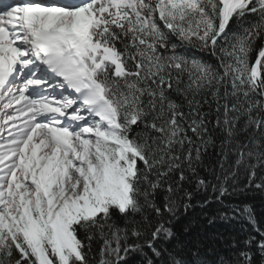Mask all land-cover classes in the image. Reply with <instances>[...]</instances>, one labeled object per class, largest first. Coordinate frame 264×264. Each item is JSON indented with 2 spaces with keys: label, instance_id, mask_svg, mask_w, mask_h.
Segmentation results:
<instances>
[{
  "label": "snow or ice",
  "instance_id": "snow-or-ice-1",
  "mask_svg": "<svg viewBox=\"0 0 264 264\" xmlns=\"http://www.w3.org/2000/svg\"><path fill=\"white\" fill-rule=\"evenodd\" d=\"M264 0H0V264H264Z\"/></svg>",
  "mask_w": 264,
  "mask_h": 264
},
{
  "label": "trees",
  "instance_id": "trees-1",
  "mask_svg": "<svg viewBox=\"0 0 264 264\" xmlns=\"http://www.w3.org/2000/svg\"><path fill=\"white\" fill-rule=\"evenodd\" d=\"M256 206L258 211H264V207L261 206L259 201L256 202Z\"/></svg>",
  "mask_w": 264,
  "mask_h": 264
}]
</instances>
